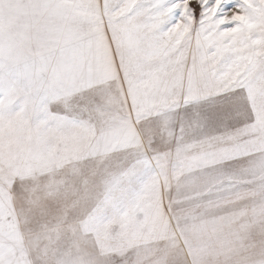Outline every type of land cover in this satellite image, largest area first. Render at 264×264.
I'll use <instances>...</instances> for the list:
<instances>
[{"label":"snow or ice","instance_id":"1","mask_svg":"<svg viewBox=\"0 0 264 264\" xmlns=\"http://www.w3.org/2000/svg\"><path fill=\"white\" fill-rule=\"evenodd\" d=\"M129 151L79 231L163 241L147 264H264V0H0V264H33L18 179Z\"/></svg>","mask_w":264,"mask_h":264},{"label":"rangeland","instance_id":"2","mask_svg":"<svg viewBox=\"0 0 264 264\" xmlns=\"http://www.w3.org/2000/svg\"><path fill=\"white\" fill-rule=\"evenodd\" d=\"M152 154L149 150V155ZM136 158L137 154L130 151L119 152L100 163L73 153L46 166L35 167L16 181L15 217L24 245L32 253L33 264H120L121 257H127L124 264H147L156 255L163 241L133 235L100 242L78 229L82 211L95 191L98 171L118 174L121 165ZM234 167L235 162L222 166L225 171ZM215 174L216 171L209 170L203 175ZM230 187L225 185L222 190ZM237 223L255 228L243 217ZM241 242L251 241L245 236ZM168 264H181V258L169 253Z\"/></svg>","mask_w":264,"mask_h":264}]
</instances>
